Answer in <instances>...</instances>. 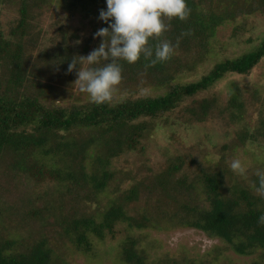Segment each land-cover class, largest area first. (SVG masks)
<instances>
[{
  "label": "trees",
  "instance_id": "1",
  "mask_svg": "<svg viewBox=\"0 0 264 264\" xmlns=\"http://www.w3.org/2000/svg\"><path fill=\"white\" fill-rule=\"evenodd\" d=\"M55 1L66 3L68 16L46 29L44 17ZM90 5L98 16L106 10L105 0H0V264H63L69 255H90L115 239V263L196 264L184 255L153 258L151 247L141 245L146 232L179 229L216 239L219 249L249 256V264H264V197L252 188L264 161L251 163L243 175L230 167L248 140L264 143L262 109L232 137L231 129L225 131L218 161L205 160L204 153L188 163L175 157L157 175H143L124 189L122 179L133 176L120 177L113 167L124 153H142L157 120L180 107L187 123L209 119L228 128L251 117L256 91L247 99V89L227 97L213 90L227 74H249L264 59V37L197 80L182 77L196 73L217 27L264 14V0H186V19L163 17L167 30L148 41L153 49L170 42L169 59L152 65L142 54L132 64L118 61L121 82L102 104L79 90L76 69L67 72L73 58L99 46L93 34L108 26L98 16L88 34L66 25L74 9ZM16 181L25 191L7 205L1 195ZM30 223L36 226L27 229Z\"/></svg>",
  "mask_w": 264,
  "mask_h": 264
},
{
  "label": "rangeland",
  "instance_id": "2",
  "mask_svg": "<svg viewBox=\"0 0 264 264\" xmlns=\"http://www.w3.org/2000/svg\"><path fill=\"white\" fill-rule=\"evenodd\" d=\"M65 5L66 3H62V1H55L49 8L43 22L46 29L59 17L68 16L69 9L65 8ZM73 13L70 19L65 21L66 25L72 29H78L81 34H88L90 32V22L98 16L96 5H90L86 8L80 7L78 10L74 9ZM263 37L264 14L256 13L242 18L239 17L233 22L224 23L217 27L214 36L211 38V49L205 60L196 67V73L185 72V76L182 75V80L192 82L199 79L218 61L240 56L243 52L257 46ZM214 86V93L219 94L221 97H225V95L227 97L238 88H242L247 89L245 97L248 99L256 91L258 98L253 100L251 104V107L254 108L251 117H245V119L226 128L218 121L209 119L206 122L187 123L181 115V107L179 111L166 114L163 119L157 120L149 137L144 141L142 153H124L114 160L113 167L121 171L119 173L120 177L126 176L123 175L124 173L133 176V178H123L120 189L128 188L135 179H139L143 175H157L175 157L181 156L186 160V163L189 162L190 156H198V158L204 156L203 158L210 162L218 161L221 156V146L226 143L225 141H228L225 131L231 129L232 137L234 135L233 131H237L244 123L252 124L258 116L257 110L262 109L264 111V59L249 74H227ZM205 94H202V96H205ZM245 152L247 153L244 154ZM201 153H204V155L201 156ZM233 160L241 161L246 171L251 169L250 167L253 168L251 163L258 164L264 161V143L248 140L245 147L237 151L235 157L232 158ZM8 187L7 194H5L6 198L4 193L1 195V200H4L7 205L15 201L18 202L19 198L16 197L25 191V188H23L25 185L19 181ZM111 192L110 196H113L114 192ZM24 199L20 202V205L24 206L26 211L25 205L27 203ZM31 225L32 223L27 226V229ZM119 236L122 235L119 234ZM146 236L147 238L141 242V245L147 248L151 247L148 251L153 258L163 256L166 253L169 258H182V255L186 258H193L196 264H249L251 262L249 256H239L231 251L219 249L223 245L218 240L209 239L193 229H179L171 232L150 231L146 232ZM115 240H108L105 243L107 244L106 247L99 244L96 248L101 247L102 250L94 251L90 255L88 253L69 255L63 264H120L119 262L115 263V261H118L114 257L116 252ZM217 250H220V253L215 255ZM68 254H71L70 251H68Z\"/></svg>",
  "mask_w": 264,
  "mask_h": 264
},
{
  "label": "clouds",
  "instance_id": "3",
  "mask_svg": "<svg viewBox=\"0 0 264 264\" xmlns=\"http://www.w3.org/2000/svg\"><path fill=\"white\" fill-rule=\"evenodd\" d=\"M106 10L99 11L98 19L107 27L98 29L93 38L100 37L99 46L86 57L77 56L68 64L67 72L76 69V84L87 93L90 102L102 104L112 99L122 79V68L118 63L138 61L143 54L152 65L169 59L173 53L170 42L163 41L154 49L148 41L159 37L167 30L163 17L186 19L189 9L186 0H105ZM86 62L88 67L81 68ZM77 65L79 67L77 68ZM100 65V66H97ZM231 169L243 175L246 171L241 161L233 160ZM257 181L252 188L264 197V170H257ZM264 223V215L260 217Z\"/></svg>",
  "mask_w": 264,
  "mask_h": 264
}]
</instances>
